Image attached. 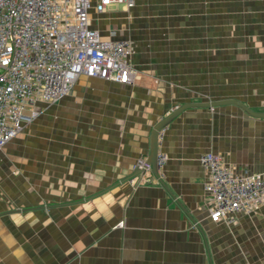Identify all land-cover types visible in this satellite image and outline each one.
Here are the masks:
<instances>
[{"label":"crops","instance_id":"crops-1","mask_svg":"<svg viewBox=\"0 0 264 264\" xmlns=\"http://www.w3.org/2000/svg\"><path fill=\"white\" fill-rule=\"evenodd\" d=\"M133 3L92 9L91 28L130 39L128 13L149 31L151 6L182 8L160 15L176 26L167 43L131 37L140 78L79 77L0 150V264H264V204L212 223L199 163L212 153L236 173L264 171V119L235 105L187 109L162 130L161 182L129 183L152 127L180 105L236 100L264 113V0H228L225 31L221 0Z\"/></svg>","mask_w":264,"mask_h":264},{"label":"built area","instance_id":"built-area-1","mask_svg":"<svg viewBox=\"0 0 264 264\" xmlns=\"http://www.w3.org/2000/svg\"><path fill=\"white\" fill-rule=\"evenodd\" d=\"M133 0H0V150L38 116V104H54L69 94L79 77L121 85L135 83L132 42L102 38L90 26L89 13H103ZM162 131L158 135V147ZM166 156L158 151V175ZM199 163L206 172L209 220L228 221L232 215L254 212L264 204V171L236 173L220 157L205 153ZM129 179L142 185L153 175L139 159Z\"/></svg>","mask_w":264,"mask_h":264},{"label":"rangeland","instance_id":"rangeland-1","mask_svg":"<svg viewBox=\"0 0 264 264\" xmlns=\"http://www.w3.org/2000/svg\"><path fill=\"white\" fill-rule=\"evenodd\" d=\"M227 3H228V0H221V12H220V20H221V25H223V28H222V30L223 31H225V29H227V30H229V24L227 23L228 21V19H227V12L225 11L226 10V6H227ZM118 5H122V4H116V5H114V6H112V7H117ZM140 8H142V7H140ZM151 8V11H149L148 13H147V15L146 16H144V18H143V20H146L147 18H148V15H149V17L150 16H152V17H154L153 16V14H155V18H154V21H155V26H158L157 27V29L156 30H149V31H145V28L144 27H140V28H138V29H136L137 28V26L138 25H135L136 23L138 24V21H136L134 18L136 17V18H138V16H136V15H134V14H132V15H129V13L127 14V16L125 17L126 18V21L124 22L128 27H127V29H128V32L130 33V30H129V28H131V30H132V35H131V37L134 39V38H136V40H138V35H142V33H150V34H152V33H154V34H159V36H160V38L159 39H153V38H151L150 40L148 39V37H141V39H140V41H138L139 42V44L140 45H143V46H149V44H151L152 45V47H155V46H158V45H160V44H165V43H167L168 41H165L164 40V34H167V33H170V32H175V30H176V26H173V27H171L172 29H166V30H164V28H163V22H162V20H161V17H160V15H161V13H162V11H163V9H168L170 12L172 11V16L174 17V19L176 18V19H179V15H181V12H179V10L180 9H182L181 7H174V6H172V7H166V8H161V7H157V6H151L150 7ZM146 9V8H145ZM165 11V10H164ZM106 13H108V9L105 11V12H103V13H99V14H104V15H106ZM160 13V14H159ZM134 17V18H133ZM173 17H170V18H168V19H170L171 20V18H172V20H173ZM180 19H182V18H180ZM170 20L168 21V23L170 22ZM141 21V20H140ZM174 21V20H173ZM172 23L173 22H170V24H168L169 26L170 25H172ZM143 24V23H142ZM152 26H154V23H152ZM155 28V27H154ZM196 28V26L194 25L193 27H191L190 29H195ZM146 29H153V27H151V28H146ZM178 31H177V33L178 34H176V37H178V36H180V34L179 33H181L183 30H181V29H177ZM128 33V34H129ZM130 37V36H129ZM130 37V39H132ZM102 38H104V37H102ZM130 39H127V40H129L130 42H132ZM133 44H135V42L133 43L132 42V45ZM173 44V43H172ZM174 45V44H173ZM134 49H135V47H134V45H133V50H132V54H131V57H132V55L134 54ZM131 57H130V59H131ZM73 89V88H72ZM72 93V90L69 92V94H71ZM69 94H67V95H69ZM42 104H44V103H40V105H42ZM39 105V104H38ZM44 105H52V104H44ZM40 107V106H39ZM38 108V107H37ZM39 109L40 108H38V111H39ZM138 174H140V173H138ZM138 174H136L135 176H137ZM160 175V174H159ZM158 175V176H159ZM134 176V177H135Z\"/></svg>","mask_w":264,"mask_h":264},{"label":"water","instance_id":"water-1","mask_svg":"<svg viewBox=\"0 0 264 264\" xmlns=\"http://www.w3.org/2000/svg\"><path fill=\"white\" fill-rule=\"evenodd\" d=\"M221 105H235L242 109L245 113L254 118L264 119V113H257L250 110L244 104L236 100H225L220 102H208V103H185L179 107L172 110L170 113L165 115L158 123H156L149 134V152L145 159V162L150 164L152 174L161 182L158 176L156 168V158L159 151L158 147V135L173 119L178 117L183 111L190 108H214ZM141 173V171H136V174Z\"/></svg>","mask_w":264,"mask_h":264}]
</instances>
